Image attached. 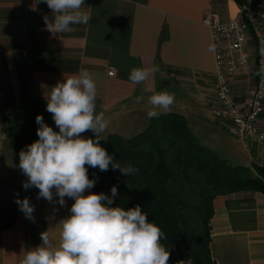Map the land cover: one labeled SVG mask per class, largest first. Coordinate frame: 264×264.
<instances>
[{
  "label": "crops",
  "instance_id": "obj_1",
  "mask_svg": "<svg viewBox=\"0 0 264 264\" xmlns=\"http://www.w3.org/2000/svg\"><path fill=\"white\" fill-rule=\"evenodd\" d=\"M83 8L92 15L87 25L52 34L44 17L51 22L54 14L43 0H0V264H20L26 250L41 244V232L70 215L73 198L65 197L61 206L55 189L51 202L38 198L36 187L25 189L27 176L4 131L32 117L36 99L47 104L51 88L66 75L80 70L92 74L96 111L109 120L105 138L142 131L150 120L148 97L167 90L175 94L170 112L182 114L198 140L220 158L249 168L264 164V139H241L230 122L214 113V57L209 30L201 20L212 11L228 21L238 12L236 0H85ZM152 65L160 70L147 81L130 82L133 67ZM110 66L115 68L113 76L107 73ZM255 78L253 69L232 78L236 106L248 101ZM141 95L144 99L134 102ZM259 123L264 128V114ZM82 135L95 138L92 131ZM88 193L92 188L84 195ZM25 197L34 206V221L16 202ZM7 202L14 208L10 225ZM212 203L209 246L216 263L264 264V193L216 195Z\"/></svg>",
  "mask_w": 264,
  "mask_h": 264
},
{
  "label": "clouds",
  "instance_id": "obj_2",
  "mask_svg": "<svg viewBox=\"0 0 264 264\" xmlns=\"http://www.w3.org/2000/svg\"><path fill=\"white\" fill-rule=\"evenodd\" d=\"M54 14L53 21L45 16V26L52 33L70 32L72 25H87L92 19L85 10V0H43ZM159 66L133 67L129 72L132 84H142L158 72ZM264 71V69H262ZM147 90V89H146ZM144 97L136 96L139 103ZM97 85L87 70L66 75L63 82L51 88L46 110L52 114L59 131H54L37 114L38 139L19 153V167L27 176L25 189L36 187L38 198L49 202L53 189L61 206L65 197L73 198L70 215L54 228L40 233L41 244L26 250L20 264H168L170 252L161 243L164 233L147 219L137 205L125 210L111 207L112 199L103 193H88L94 181L88 178L86 165L107 171L111 164L124 174L136 169L114 163L99 141L109 120L103 111L97 113ZM149 118L168 113L175 103V94L167 90L153 92L147 100ZM92 131L95 139L81 138ZM112 196L117 194L115 186ZM24 215L34 221V206L27 197L17 199ZM191 264V261L188 262Z\"/></svg>",
  "mask_w": 264,
  "mask_h": 264
},
{
  "label": "trees",
  "instance_id": "obj_3",
  "mask_svg": "<svg viewBox=\"0 0 264 264\" xmlns=\"http://www.w3.org/2000/svg\"><path fill=\"white\" fill-rule=\"evenodd\" d=\"M34 105L32 117L4 130L18 157L38 139L37 114L59 131L45 102L36 99ZM81 138L95 139L82 134ZM99 143L114 163L121 167L131 164L136 171L124 174L111 164L107 171L86 165L88 178L94 181L93 193L111 197V207L128 210L139 205L147 219L164 233L161 243L170 252L168 264H217L209 246L214 197L239 191L264 193V164L249 168L220 158L196 140L185 117L177 112L150 118L142 131L130 137L109 134ZM113 186L117 189L115 196L111 193ZM13 218L12 206L6 225Z\"/></svg>",
  "mask_w": 264,
  "mask_h": 264
},
{
  "label": "built area",
  "instance_id": "obj_4",
  "mask_svg": "<svg viewBox=\"0 0 264 264\" xmlns=\"http://www.w3.org/2000/svg\"><path fill=\"white\" fill-rule=\"evenodd\" d=\"M237 14L222 21L207 11L201 22L210 34L214 57V85L219 120L232 124L235 134L264 139L260 118L264 114V0H236ZM255 71V82L244 106H236L232 94V78L239 73ZM115 68L109 67L113 76Z\"/></svg>",
  "mask_w": 264,
  "mask_h": 264
},
{
  "label": "rangeland",
  "instance_id": "obj_5",
  "mask_svg": "<svg viewBox=\"0 0 264 264\" xmlns=\"http://www.w3.org/2000/svg\"><path fill=\"white\" fill-rule=\"evenodd\" d=\"M193 133V135H194V137L196 138V140L198 141V133L197 132H195V133H197V134H195L194 132H192ZM199 141L202 143V140L201 139H199ZM203 145H205L204 143H202ZM11 148V147H10ZM12 149V148H11ZM13 150V149H12ZM18 184H19V182L18 181H16V184H15V186H12L11 188H10V191L12 192V194H14V190L18 187ZM5 211H8V213L10 212V210L12 209V202H10V204L7 202V204L5 205Z\"/></svg>",
  "mask_w": 264,
  "mask_h": 264
}]
</instances>
